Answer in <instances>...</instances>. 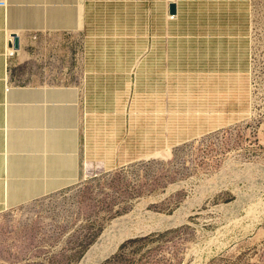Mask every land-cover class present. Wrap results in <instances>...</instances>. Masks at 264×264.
I'll list each match as a JSON object with an SVG mask.
<instances>
[{
	"label": "rangeland",
	"instance_id": "374dc122",
	"mask_svg": "<svg viewBox=\"0 0 264 264\" xmlns=\"http://www.w3.org/2000/svg\"><path fill=\"white\" fill-rule=\"evenodd\" d=\"M205 1L165 31L144 10L117 13L116 33L143 37L131 45L103 43L114 25L102 13L86 43L56 40L10 72L15 85L40 82L45 63L64 85L81 84L84 69L138 75H91L85 177L0 211V264H101L150 233L160 235L126 247L121 264H264V0ZM152 35L170 43L130 58ZM116 46L129 58L100 59Z\"/></svg>",
	"mask_w": 264,
	"mask_h": 264
},
{
	"label": "crops",
	"instance_id": "0c3cea01",
	"mask_svg": "<svg viewBox=\"0 0 264 264\" xmlns=\"http://www.w3.org/2000/svg\"><path fill=\"white\" fill-rule=\"evenodd\" d=\"M203 2L204 0H0V62L3 64L0 71V182L3 181L0 183V196L4 192L0 197V211L84 179V131L85 121L87 123L90 119L86 106L89 108L91 104V75L98 74L102 78L111 75H138L133 67L128 70L101 67L98 72L84 69L81 84L64 85L53 82L54 79L58 80L49 75V65L45 63L38 73L42 79L40 82L15 85L8 83L10 72L15 73L18 66L27 64L28 61H38L39 52L47 46L52 50L59 39L79 36L86 43L95 29L104 28L100 18L102 13H106L110 20L113 19L114 25V35H98L104 37L103 43L131 45L143 37L116 33L117 13L144 10L152 23L158 20L165 31L171 27V19L178 25L186 18L187 13ZM171 3L176 9L173 18L169 13ZM10 31L16 32L18 49L12 47V39L8 37ZM145 43L146 51L141 54L130 53V58L136 60L141 57H156V44L167 46L170 36H146ZM117 46L114 48L117 52H110V47L105 48L100 59L107 61L113 56L118 60L129 58L127 46ZM10 49L13 54L8 53ZM51 50L44 57L45 60L54 59ZM91 56L92 54L84 52L86 60L92 59ZM161 56L164 61L169 58L167 52H163ZM29 75L26 73L19 78H27ZM106 84L107 82L103 84L102 81L100 91L107 90L110 85ZM109 90L119 91L121 88L116 85ZM15 186L30 187L29 193H33L35 189L48 190L33 193L26 198L19 196L20 199L13 201L9 191L7 197L11 202L4 208L5 190Z\"/></svg>",
	"mask_w": 264,
	"mask_h": 264
},
{
	"label": "bare ground",
	"instance_id": "6f19581e",
	"mask_svg": "<svg viewBox=\"0 0 264 264\" xmlns=\"http://www.w3.org/2000/svg\"><path fill=\"white\" fill-rule=\"evenodd\" d=\"M3 1V0H2ZM68 8V7H67ZM81 9V8H80ZM64 10V9H63ZM70 10V9H69ZM63 12V11H62ZM69 12H71V11H69ZM81 12V11H80ZM74 13V12H73ZM72 13V14H73ZM6 14V13H5ZM67 17V16H66ZM74 18V17H73ZM74 27V26H73ZM84 85V84H83ZM7 89V88H6ZM6 91V90H5ZM120 91V90H119ZM15 93V92H14ZM75 92H74V96H75ZM13 95V94H12ZM98 98H99V96H98ZM97 98V99H98ZM66 99V98H65ZM69 100V99H68ZM24 103V102H23ZM91 103V102H90ZM94 103V102H93ZM93 103H92V105H93ZM26 104V103H25ZM78 104V103H77ZM72 106V105H71ZM5 107V106H4ZM76 107H78V106H76ZM95 109V108H94ZM90 111H91V109H90ZM5 115H6V110H5ZM90 121V120H89ZM143 121V120H142ZM145 121V120H144ZM163 121V120H162ZM4 122H5V118H4ZM160 122V121H159ZM164 122V121H163ZM113 123V122H112ZM147 123V122H146ZM175 123V122H174ZM91 124V123H90ZM117 124V123H116ZM115 124V125H116ZM103 125V124H102ZM146 125V124H145ZM95 126V125H94ZM93 127V126H92ZM113 128V127H112ZM167 128V127H166ZM93 129H96V127L95 128H93ZM168 129V128H167ZM110 130H112V129H110ZM140 130V129H139ZM192 130V129H191ZM119 131V130H118ZM154 131V130H153ZM172 131H174V130H172ZM96 132V131H95ZM134 132V131H133ZM140 132V131H139ZM183 132V131H182ZM115 133V132H114ZM178 133V132H177ZM190 133V132H189ZM195 133V132H194ZM90 134V133H89ZM120 135H121V133H119ZM187 134V133H186ZM92 135V134H91ZM90 135V136H91ZM172 135V134H171ZM100 136H101V134H100ZM104 136V135H103ZM144 136V135H143ZM145 136H146V134H145ZM172 137V136H171ZM170 137V138H171ZM100 138V137H99ZM116 138H118V137H116ZM169 138V139H170ZM87 139V138H86ZM89 139V138H88ZM93 139V138H92ZM107 139V138H106ZM173 139H174V137H173ZM172 139V140H173ZM146 141V140H145ZM153 141V140H152ZM183 141V140H182ZM173 142H175V141H173ZM179 141H177V143H178ZM155 143V142H154ZM163 143V142H162ZM160 145V144H159ZM146 146V145H145ZM172 146V145H171ZM154 147V146H153ZM156 147V146H155ZM166 147H167V144H166ZM146 149V148H145ZM101 152H103V151H101ZM110 152V151H109ZM97 153V152H96ZM144 153V152H143ZM104 154V153H103ZM91 155V154H90ZM95 155V154H94ZM115 156V155H114ZM113 156V157H114ZM137 156V155H136ZM87 157V156H86ZM132 158V157H131ZM86 159V158H85ZM99 159V158H98ZM96 160V159H95ZM100 160V159H99ZM102 160V159H101ZM90 161V160H89ZM86 162V161H85ZM96 162V161H95ZM101 162V161H100ZM103 162V161H102ZM87 166V165H86ZM92 166V165H91ZM111 166V165H110ZM113 167V166H112ZM95 168V167H94ZM88 169V168H87ZM99 169V168H98ZM95 170V169H94ZM87 171V170H86ZM85 171V172H86ZM91 171V170H90ZM92 172V171H91ZM97 172V171H96ZM96 174V173H95ZM91 175V174H90ZM5 176V175H4ZM1 179H3V178H1ZM16 180V179H15ZM1 182H3L2 180H1ZM0 182V183H1ZM14 182V181H13ZM2 184H4V183H2ZM6 186V185H5ZM2 187H4V186H2ZM30 187H22V186H15V187H13V188H6V199H4L3 200V206H4V208H7L8 206H9V203L11 202V201H13V200H15L16 198L17 199H20V198H18L19 196H21V197H23V198H26V197H28L29 195H32L33 193H38V192H41V191H47L48 190V188H42V189H35L34 190V192L33 193H29L30 192V189H29ZM169 188H171V187H169ZM1 189V188H0ZM1 191V190H0ZM4 191V190H3ZM9 191H11V196H10V198H11V201H9L8 200V192ZM264 193V192H263ZM47 194V193H46ZM4 195V192L1 194V196H3ZM0 196V197H1ZM26 202V201H25ZM23 203V202H22ZM12 207V206H11ZM248 207H251V206H248ZM244 217V216H243ZM242 217V218H243ZM241 218V217H240ZM237 220V219H236ZM232 222V221H231ZM233 222H234V220H233ZM229 225V223L227 224V226ZM146 226V225H145ZM148 226V225H147ZM225 226V225H224ZM138 229V228H137ZM251 230V229H250ZM218 231H219V229H218ZM133 238V237H132ZM127 240V239H126ZM215 242V241H214ZM196 258V257H195ZM207 259V258H206ZM200 262V261H199ZM206 262V261H205ZM191 264V263H190Z\"/></svg>",
	"mask_w": 264,
	"mask_h": 264
},
{
	"label": "trees",
	"instance_id": "16d2710c",
	"mask_svg": "<svg viewBox=\"0 0 264 264\" xmlns=\"http://www.w3.org/2000/svg\"><path fill=\"white\" fill-rule=\"evenodd\" d=\"M159 235H160V233H150L148 235L127 239L125 242H123L120 245L118 252H116L112 257L108 258L105 262H103L101 264H121L122 262L125 261L124 249L126 247L131 246L132 253H133V252L137 251L138 248H141L147 242L153 241ZM135 261L136 260L133 259V263Z\"/></svg>",
	"mask_w": 264,
	"mask_h": 264
},
{
	"label": "water",
	"instance_id": "95a60500",
	"mask_svg": "<svg viewBox=\"0 0 264 264\" xmlns=\"http://www.w3.org/2000/svg\"><path fill=\"white\" fill-rule=\"evenodd\" d=\"M169 13L171 16L176 14L175 5L173 3H171L169 5ZM12 47H13V49H18V47H19L17 35H12Z\"/></svg>",
	"mask_w": 264,
	"mask_h": 264
},
{
	"label": "built area",
	"instance_id": "2783aa9c",
	"mask_svg": "<svg viewBox=\"0 0 264 264\" xmlns=\"http://www.w3.org/2000/svg\"><path fill=\"white\" fill-rule=\"evenodd\" d=\"M34 38H35V36H34Z\"/></svg>",
	"mask_w": 264,
	"mask_h": 264
}]
</instances>
